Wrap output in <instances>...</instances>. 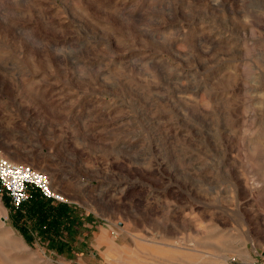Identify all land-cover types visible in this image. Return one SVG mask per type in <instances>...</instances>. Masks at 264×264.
Instances as JSON below:
<instances>
[{
	"label": "rangeland",
	"instance_id": "rangeland-1",
	"mask_svg": "<svg viewBox=\"0 0 264 264\" xmlns=\"http://www.w3.org/2000/svg\"><path fill=\"white\" fill-rule=\"evenodd\" d=\"M0 156L71 210L52 233L0 198V264L250 261L264 0H0Z\"/></svg>",
	"mask_w": 264,
	"mask_h": 264
},
{
	"label": "built area",
	"instance_id": "built-area-1",
	"mask_svg": "<svg viewBox=\"0 0 264 264\" xmlns=\"http://www.w3.org/2000/svg\"><path fill=\"white\" fill-rule=\"evenodd\" d=\"M34 193L53 204L67 202L65 196L53 188L48 174L0 156V198H7L11 209L19 211ZM252 254L250 261L231 256L223 264H264V244L253 246Z\"/></svg>",
	"mask_w": 264,
	"mask_h": 264
},
{
	"label": "trees",
	"instance_id": "trees-1",
	"mask_svg": "<svg viewBox=\"0 0 264 264\" xmlns=\"http://www.w3.org/2000/svg\"><path fill=\"white\" fill-rule=\"evenodd\" d=\"M42 201V202H41ZM45 202L37 194H32L31 200L27 202L31 213L35 214L39 227H45L46 230L52 233L58 232L60 226L71 219V210L65 204H57L56 207L50 208V212L45 211L43 206ZM26 206V205H25ZM49 209V208H48ZM26 229L23 227L22 231ZM26 232V231H25Z\"/></svg>",
	"mask_w": 264,
	"mask_h": 264
},
{
	"label": "bare ground",
	"instance_id": "bare-ground-1",
	"mask_svg": "<svg viewBox=\"0 0 264 264\" xmlns=\"http://www.w3.org/2000/svg\"><path fill=\"white\" fill-rule=\"evenodd\" d=\"M1 157H3V156H1ZM4 158H6V157H4ZM7 160H9L8 158H6ZM9 161H11V160H9ZM12 162V161H11ZM47 174V173H46ZM49 177H50V175H49ZM51 178V177H50Z\"/></svg>",
	"mask_w": 264,
	"mask_h": 264
},
{
	"label": "crops",
	"instance_id": "crops-1",
	"mask_svg": "<svg viewBox=\"0 0 264 264\" xmlns=\"http://www.w3.org/2000/svg\"><path fill=\"white\" fill-rule=\"evenodd\" d=\"M45 202H49V203H51L50 201H46V200H44ZM51 204H53V203H51ZM110 244H111V242H110Z\"/></svg>",
	"mask_w": 264,
	"mask_h": 264
}]
</instances>
